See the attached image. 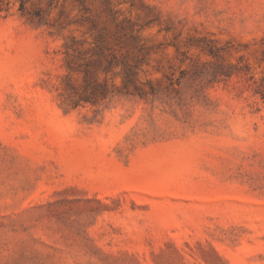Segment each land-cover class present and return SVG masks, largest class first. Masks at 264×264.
Segmentation results:
<instances>
[{
  "label": "rangeland",
  "instance_id": "374dc122",
  "mask_svg": "<svg viewBox=\"0 0 264 264\" xmlns=\"http://www.w3.org/2000/svg\"><path fill=\"white\" fill-rule=\"evenodd\" d=\"M0 264H264V0H0Z\"/></svg>",
  "mask_w": 264,
  "mask_h": 264
}]
</instances>
